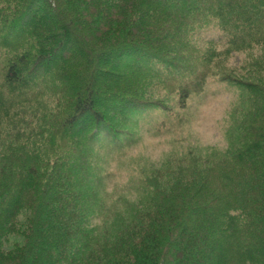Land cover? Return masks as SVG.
<instances>
[{"label": "trees", "instance_id": "16d2710c", "mask_svg": "<svg viewBox=\"0 0 264 264\" xmlns=\"http://www.w3.org/2000/svg\"><path fill=\"white\" fill-rule=\"evenodd\" d=\"M214 76L225 149L133 160ZM0 264H264V0H0Z\"/></svg>", "mask_w": 264, "mask_h": 264}, {"label": "rangeland", "instance_id": "374dc122", "mask_svg": "<svg viewBox=\"0 0 264 264\" xmlns=\"http://www.w3.org/2000/svg\"><path fill=\"white\" fill-rule=\"evenodd\" d=\"M238 94V90L228 81L219 77H211L205 89L193 95L184 118L178 117L170 121L175 128L174 134L146 137L137 145L133 160L139 157L159 160L178 146L192 151L197 149L198 155H206L214 148L224 150L226 146L227 113ZM153 119L158 122L162 113ZM132 155V154H131ZM125 167L122 174L128 175Z\"/></svg>", "mask_w": 264, "mask_h": 264}]
</instances>
